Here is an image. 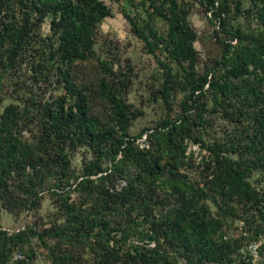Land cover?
<instances>
[{
	"label": "trees",
	"instance_id": "16d2710c",
	"mask_svg": "<svg viewBox=\"0 0 264 264\" xmlns=\"http://www.w3.org/2000/svg\"><path fill=\"white\" fill-rule=\"evenodd\" d=\"M252 2L257 24L253 27L236 25L227 18L229 13L234 18L250 12L242 9L241 0H232V6L217 5L215 17L221 27L226 25L222 31L228 37L219 42V58L202 72L196 68V32L188 20V6L178 0L151 2L148 15L166 21L165 34L149 21L141 23L122 10L147 51L154 53L165 41L167 58L179 68L174 74L171 68L166 72L159 90L165 116L146 133V147L135 142L142 132L133 136L127 132L141 111L126 103L112 87L108 80L112 67L94 50L96 26L112 15L108 5L103 0H0V51L6 49L3 54L7 62L27 48L28 39L49 17L51 35L57 40L51 55L57 56L65 90L43 106L41 131L33 141L21 135L17 104L9 103L0 111V208L11 209L16 186L26 192L18 206L36 208L41 195L35 187L41 188L50 176L51 161L56 165L53 185H70L72 180L86 189L84 201L96 199L88 210L60 197L63 224L51 229L38 231L27 226L9 230L0 224V264H27L36 253L33 237L70 240L91 232L103 236L110 230L111 219L118 225L120 240L146 224L141 233L150 245L131 243L122 258L111 257L112 253L105 250L92 264H232L242 240L264 236V192L249 181L251 171H264V0ZM87 61H95L97 74L88 82L77 81L74 74ZM158 62L168 67L160 59ZM177 87L184 98L173 117L170 90ZM210 98L214 111L222 109L233 121L246 122L238 135L207 139ZM117 131L121 137L116 145L105 150L104 145ZM184 139L199 142L208 152V163L203 161L199 180H184L179 172L185 162L181 152ZM81 144L92 150V157L82 161L81 174L77 175L68 149ZM243 153L251 159L244 158ZM50 190L51 195H60L55 187ZM230 197L242 200L244 206L241 214L230 204L223 210L239 215L246 226L235 238L221 230V207L212 212L209 204H226ZM140 206L146 211L132 216ZM153 208L158 211L153 212ZM118 215L128 221L123 227L119 226L122 220L115 218ZM257 218L260 222L256 225ZM259 248L262 253L264 241ZM47 249L49 264H82L70 251L58 252L51 245ZM15 250L22 253L20 258H13Z\"/></svg>",
	"mask_w": 264,
	"mask_h": 264
},
{
	"label": "rangeland",
	"instance_id": "374dc122",
	"mask_svg": "<svg viewBox=\"0 0 264 264\" xmlns=\"http://www.w3.org/2000/svg\"><path fill=\"white\" fill-rule=\"evenodd\" d=\"M111 9L112 15L104 17L96 26L94 50L96 54L106 60L112 67V72L108 76V80L117 93L132 107L139 109L141 114L131 120L128 125V134L137 135L135 142L148 147L149 143L146 139V133L157 125L165 116V105L159 96V90L164 82L168 68L172 73L178 72L179 68L176 62L171 61L166 55L165 41L155 48L154 53L147 51L144 42L135 36L131 25L124 18L122 10H126L131 16L138 17L140 22L149 21L156 30L164 33L167 29L166 21L158 15H148L151 2L159 0H103ZM181 4L189 7L188 20L196 32L194 47L197 52L196 68L202 72L205 66H212L213 60L220 56L219 42L221 39L228 37L222 28L226 25H220L217 17H215L216 7L218 4H227L232 6V0H178ZM254 4L252 0H241V7L245 14H239L232 18V14H228V19L236 25L257 26L254 16ZM225 14H223V17ZM18 18V16H17ZM50 18H46L41 26L37 29L36 34L33 33L26 42L27 48L23 50L14 60L7 62L6 56L3 54L6 49L0 51V111L9 103L18 105L21 112V135L31 141L36 140L41 131L42 117L41 112L43 106L52 102L59 94H64L65 90L61 75L57 70V56H52V47L56 45L55 35H51ZM158 59L167 63L168 67L159 64ZM95 61L83 62L82 66L77 68L74 74L77 81L88 82L97 74ZM180 73V72H179ZM218 74V72H215ZM170 100L172 103L171 115L177 116L180 111V101L184 98V92L180 87L170 90ZM212 98L209 99L207 116V128L205 135L207 139L212 140L213 137L222 136L229 137L238 135L243 128L244 123L235 122L222 109L214 111ZM96 106V105H95ZM99 109V107H97ZM232 107L229 108V112ZM239 110L235 112L238 113ZM180 133L178 132L177 137ZM120 132L110 138L104 145L105 150L109 151L116 145ZM176 137V138H177ZM175 141V139H174ZM177 144V142L175 141ZM182 155L185 162L180 166V174L184 180H199V173L204 168L208 158V152L199 142L191 140L182 141ZM69 159L71 166L75 170V174H81L82 161L90 160L92 150L84 144L76 148H69ZM204 156L206 158H204ZM243 157L248 160L251 155L243 153ZM205 163V164H206ZM51 174L43 183L41 188L35 187L41 195L38 206L34 209L27 210L18 206L20 198L26 195V192L20 186H16L17 192H14L11 198V209L0 208V224L3 228L14 230L31 226L35 230L51 229L53 226L63 224L62 211L58 208L59 198L65 200H74L77 205H82L88 210L93 208L96 199H88L84 201L86 189L78 186L72 180L70 185L62 183V186L53 185L54 173L56 165L53 161L50 163ZM54 164V165H53ZM255 169L251 171L249 181L259 191L264 192V171ZM201 177V176H200ZM56 188L60 195H51V190ZM56 200H58L56 202ZM84 202V203H83ZM211 211L215 212L218 206L223 212L227 205H233L238 208L237 213L241 214L244 208L243 201L236 197L227 199V203L220 202L214 204L209 201ZM82 207V208H83ZM264 208V205H263ZM146 209L141 206L134 213L143 214ZM158 208H153V212ZM264 213V209H263ZM224 223L222 231L227 237L235 238L243 232L244 222L239 215H234L231 211L223 212ZM118 220H122L119 226L123 227L125 218L120 215L115 216ZM142 218V217H140ZM256 225L260 219L255 220ZM146 224L138 225V232L128 235L126 239L119 237L120 230L115 220L111 219L110 230L104 231L105 235H95L91 232L87 236L72 238L68 240L64 237L44 236L43 239L33 237L31 244L35 248V255L27 264H49V253L47 246H54L58 252L63 250L70 251L72 257L82 264H92L93 258H101L103 251L112 253L111 257L122 258L126 249L131 243L140 242L142 245L148 244L146 237L142 238L145 232ZM118 230V231H116ZM140 230V232H139ZM107 234V235H106ZM246 234V233H245ZM123 237V236H122ZM119 240V241H118ZM264 241V236L258 234L253 240H242L236 260L232 264H262L264 258V250L262 253L259 244ZM16 250L13 258H20ZM108 254V253H105Z\"/></svg>",
	"mask_w": 264,
	"mask_h": 264
},
{
	"label": "built area",
	"instance_id": "2783aa9c",
	"mask_svg": "<svg viewBox=\"0 0 264 264\" xmlns=\"http://www.w3.org/2000/svg\"><path fill=\"white\" fill-rule=\"evenodd\" d=\"M22 255L21 254H19V257H21Z\"/></svg>",
	"mask_w": 264,
	"mask_h": 264
}]
</instances>
